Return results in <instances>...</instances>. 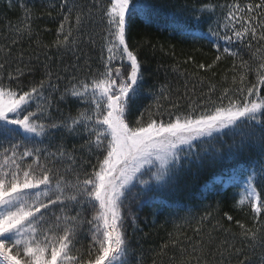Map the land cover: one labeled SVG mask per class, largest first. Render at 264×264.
Here are the masks:
<instances>
[{"label":"snow or ice","instance_id":"snow-or-ice-1","mask_svg":"<svg viewBox=\"0 0 264 264\" xmlns=\"http://www.w3.org/2000/svg\"><path fill=\"white\" fill-rule=\"evenodd\" d=\"M59 7L56 37L43 47L75 53L99 37V65L86 61L87 74L65 77L45 63L37 79L31 56L22 49L13 56L25 38L36 35L40 46L32 26L38 17L20 3L23 15L7 25L0 45V264H145L128 237L129 221L137 227L133 204L153 215L171 208L167 197L181 176L205 160L230 162L219 183L239 189L234 206L250 210L251 224L235 220L233 231L225 212L228 227L216 219L208 228L218 208L185 215L152 250V264L165 257L167 264H264V0H205L169 13L174 31L215 52L211 62L188 56L182 63L194 71L177 63L173 73L203 85L201 72L215 77L230 61L220 87L209 81L199 97L168 82L145 88L144 62L128 33L136 18L151 22V0H94L87 9L61 0ZM90 24L99 31L85 32ZM142 91L151 102L133 121ZM69 100L81 105L74 113L61 107ZM69 138L80 142L69 146Z\"/></svg>","mask_w":264,"mask_h":264},{"label":"trees","instance_id":"trees-1","mask_svg":"<svg viewBox=\"0 0 264 264\" xmlns=\"http://www.w3.org/2000/svg\"><path fill=\"white\" fill-rule=\"evenodd\" d=\"M21 2L31 7L34 16L38 17L33 19L32 26L34 32L39 34L38 43L40 46H37L36 35L33 36L31 41L25 38L12 49L13 56L21 49L24 50L26 58L31 56L32 64L36 68L35 77L37 79L41 77L45 63L50 64L54 72L58 70L60 75L65 77L73 73L79 76L87 74L86 61L87 64L91 65L92 69H95L99 65V37H97L95 46L91 43H81L75 53L71 51L57 52L54 48L45 49L43 47V45L51 44L56 37V29L62 19L59 7L61 0H12L14 5L12 8L8 6L9 0H0V45L6 43L5 36L8 35L7 25L9 23H18L23 15L20 8ZM74 2L87 9L94 3V0H74ZM202 2H205V0H151L153 4V19L151 22L143 18H136L132 22L128 33V43L133 48H138L139 57L144 62L145 88L153 85L158 87L160 84L168 82L173 89H179L180 94H183L187 88L189 94L192 95L194 89L195 97H199L202 92H207L209 81L216 83L218 88L220 87L226 65H230V61L220 64L215 69L217 73L215 77L211 73L201 72L200 75L205 77L203 85H201L199 79L180 76L178 73L172 72V66L180 63L182 70L187 69L189 73H192L194 71L193 65L190 63H182L188 56H193L197 63L211 62L214 58V50L205 41H193L181 35L179 32L174 31L169 26V13L174 12L183 5L191 7L195 4L198 6ZM212 2L220 4L227 2V0H212ZM49 5H54V7L49 8ZM48 11L52 12L51 16H48ZM178 18L189 28L193 26L191 19H186L183 16ZM200 27L206 30L207 23H202ZM99 29V24H90L85 27L84 31L92 32L95 30L98 32ZM162 48L163 50H161ZM37 56L39 59H37ZM48 56L52 57L50 61L46 59ZM247 58L245 54V59ZM73 65L76 66L75 69ZM66 67L68 69L67 71H65ZM28 79L30 77H25L24 82L27 83ZM64 83H66V80L60 82L61 89ZM150 102L151 97L142 91L141 95L133 104L129 118L134 121L139 115V111L147 107ZM78 106L81 105H78L74 100H69L68 104H61L65 112L71 109L73 113ZM74 142L79 143L80 141L69 138V146ZM251 157L256 158L255 150L251 152ZM244 159L247 160L248 157ZM229 166L230 162L213 165L207 160L200 166L193 164L191 170L186 171L181 176L179 189L176 193L167 197L172 205H177L176 210L166 208L153 215L151 208L145 207L139 209L133 204L132 210L138 217L137 227L134 230L129 221L128 237L132 243V247L138 253H143L145 264H152V250L158 249L163 242L168 240V233L174 230V221L179 223V219L185 215L191 214L198 218L205 212L218 208V215L214 212V219L207 225L208 228L211 227V224L216 219L221 220L225 224V227H228L229 223L223 217L225 212L234 218L231 222L233 231H239L235 226V220H241L249 225L251 224L250 210L247 208L241 210L234 206L238 199L234 190L227 189L223 192L216 191L214 194L201 195L202 189L214 177L224 174ZM260 187L264 188V183ZM185 231L188 236L193 235L190 228H186ZM216 235L223 238V234L221 233H217ZM86 243L87 241H85ZM240 243L237 240L238 246ZM168 251L173 252L176 250L170 247ZM160 259L157 258V264H160ZM163 259L165 260V264H167V258L165 257Z\"/></svg>","mask_w":264,"mask_h":264},{"label":"rangeland","instance_id":"rangeland-1","mask_svg":"<svg viewBox=\"0 0 264 264\" xmlns=\"http://www.w3.org/2000/svg\"><path fill=\"white\" fill-rule=\"evenodd\" d=\"M223 175V174H222ZM222 175H219V176H216L214 177L210 183H208L205 188L202 189V194H214L216 193V191H220V192H223L227 189H231V190H234L236 192V196L238 198V192H239V189L238 188H235V187H231V186H224L222 184L219 183V180H218V177H221ZM211 189V190H210ZM173 210H176L177 209V205L174 204L172 205L171 207Z\"/></svg>","mask_w":264,"mask_h":264},{"label":"bare ground","instance_id":"bare-ground-1","mask_svg":"<svg viewBox=\"0 0 264 264\" xmlns=\"http://www.w3.org/2000/svg\"><path fill=\"white\" fill-rule=\"evenodd\" d=\"M223 195V194H222Z\"/></svg>","mask_w":264,"mask_h":264}]
</instances>
